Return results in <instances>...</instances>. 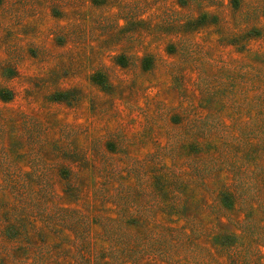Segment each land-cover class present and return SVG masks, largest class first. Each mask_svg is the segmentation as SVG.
Here are the masks:
<instances>
[{"label": "rangeland", "instance_id": "obj_1", "mask_svg": "<svg viewBox=\"0 0 264 264\" xmlns=\"http://www.w3.org/2000/svg\"><path fill=\"white\" fill-rule=\"evenodd\" d=\"M0 264H264V0H0Z\"/></svg>", "mask_w": 264, "mask_h": 264}]
</instances>
